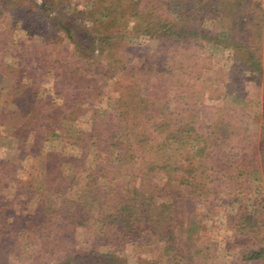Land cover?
Returning <instances> with one entry per match:
<instances>
[{
	"label": "trees",
	"instance_id": "16d2710c",
	"mask_svg": "<svg viewBox=\"0 0 264 264\" xmlns=\"http://www.w3.org/2000/svg\"><path fill=\"white\" fill-rule=\"evenodd\" d=\"M248 2L95 0L84 12V0H0V84L13 68L18 78L23 74L5 101L7 109L0 106V132L8 130L14 136L17 161L34 153L32 157L43 163V183L50 187L41 192L30 185L26 202L34 210L21 221L16 212L8 215L10 208L0 197V240L14 236L15 254L6 257L28 251L31 264H127L126 245L136 250L148 237L159 245L155 264L264 261V200L251 197L253 193L242 185L258 162L264 163V12L258 3ZM15 8L29 15L38 11L33 18L49 17L59 30L53 39L43 35L42 56L33 55L41 65L40 75L51 72L53 83L91 85L98 77L109 79L120 71L154 76L164 62L169 68L160 73L165 77L163 90L137 91L133 82L117 87V96L102 99L112 114L100 119L93 114L90 130L79 131L69 141L77 154L46 151L40 157L47 142L61 138L57 130H63V122L79 117L89 106L85 100L90 103L102 93L96 87L93 97L89 91L65 95L62 110L54 113V101L43 99L45 92L35 88L41 86L38 70L34 77L31 69L26 71L32 56L10 51L13 42L6 37L14 29L10 20ZM247 11L253 15L242 23ZM220 19L226 21L221 32L215 30ZM221 35L224 40H219ZM140 37L156 40L152 62L117 50L121 40ZM203 44L228 49L235 59L228 71L238 68V72L230 85L218 88L217 103L200 115L188 101L194 92L180 87L175 61L179 56L180 64L185 63L181 62L185 53ZM23 58L22 65L14 66ZM168 84L179 88L170 92ZM252 90L256 92L251 94ZM261 96V101L253 100ZM170 102L173 107H168ZM239 117L255 119L256 136L238 128ZM9 162L5 160L4 166ZM261 188L264 193V179ZM215 203L230 206L226 219L237 247L226 254L229 261L220 260L213 247L198 244L199 226L211 217L208 206ZM199 205L206 208L201 215L196 211ZM65 223L71 231L65 232ZM84 228L93 231L80 246L73 234ZM57 253L61 260L52 262ZM136 258L134 264H152Z\"/></svg>",
	"mask_w": 264,
	"mask_h": 264
},
{
	"label": "rangeland",
	"instance_id": "374dc122",
	"mask_svg": "<svg viewBox=\"0 0 264 264\" xmlns=\"http://www.w3.org/2000/svg\"><path fill=\"white\" fill-rule=\"evenodd\" d=\"M84 1H87V3L82 8L85 12L87 5L90 6L91 3L95 2V0ZM258 4L260 9L264 12V1ZM21 10L22 9L19 10L18 8H15L14 15L11 16L13 18L11 19L8 17V20L11 19L10 21H12L14 27L12 35L10 36V34H7L6 37V39H11L13 42L10 51L12 54L19 56L28 54L31 55L32 58L34 57L33 55H37L40 58L42 56V51L40 48L44 47L45 45L44 36H48L47 38L50 39L51 37L60 35V32L53 22H51L49 17L43 16L41 19H35L33 16L36 15V12L38 11L31 12L29 15L27 14V11ZM246 13L248 14H242L244 17L241 18L242 23H246L245 20L248 18V15H253V13L251 14L250 11H247ZM3 19L7 20V18ZM31 20H33L32 24ZM218 22L219 23L215 24V30L221 32L226 26V21L220 19ZM220 39L224 40V37L221 35V37H219V40ZM201 46V48H191L185 53V55L182 57L183 59L181 60V62L184 61L185 63L180 64L179 56L178 61H175L177 65H179L176 71L177 74L176 72L175 74L177 75L176 78L178 77V79L181 80L180 87H183L184 91L191 90L194 92V95L188 101L191 103V105H194L196 112L201 113L200 115L206 112V109L209 106H213L217 103L216 97L218 96V88L224 89L227 84L230 85L234 79L233 76H235L236 72H238V68H233L231 71H228L230 67L235 65L233 62L235 59L228 49L224 47H214L209 44H203ZM68 48L70 49L69 46ZM155 48L156 40L145 37H140L137 39L127 38L121 40L117 46V50L121 54H126L128 57L134 56L141 59L142 61L150 62L154 60ZM82 52L85 53L84 49ZM17 61L18 63L15 62L14 66L18 67L19 65L23 64L24 58L21 61L17 59ZM162 65L164 66V68L162 67V71L168 70V64L163 62ZM40 66V63H38V61L34 60L33 58L29 61L26 71L31 69L33 72L30 75L34 77L36 75L35 71L38 70L36 78H39L41 86L35 88H38L39 91L45 92L41 95L43 99H52L54 101V113H59V111L62 110L60 108H62V98L65 95L74 97L81 91H89L91 93V97H93L92 90H94L96 87L100 88L102 93L100 98H93L90 103L85 100V103L89 106L87 108L84 106L85 112H83L79 117H75L71 121L63 122V130H57V133L60 134L61 138L53 140L52 142H47L43 148L44 150L41 152L40 157H42L46 151H61L64 155L77 154L78 149L70 145L69 141L75 139V134H78L79 131L86 134L90 130L89 120L93 114H96V118L98 119L105 116L104 114H107L106 116L110 115V113L112 114L110 106L106 105L107 101L102 99H107V97L110 96H117V87H130L132 86L133 82L137 91L141 90L142 87H156L157 92H160L163 90V84L165 81V77L163 76L164 74H160L162 71L159 74L155 73L156 75L154 76L146 72L144 73V71L136 75L129 73L126 75V72L122 73L120 71L118 75H115L109 79L98 77L97 80L90 82L91 85L62 87L59 85V83H53L51 81V72L43 71L44 75H40ZM180 68L181 70L182 68L184 69L182 70L183 73L180 71ZM131 72L134 73V71ZM21 77H23V74H21L20 78H18L16 70L13 68L11 76L7 77L5 80H2V83L0 84L1 109H7L5 106V101L10 100L9 96L14 92V87H16L22 81ZM165 87L166 90L170 92L179 88L171 84H168ZM245 91L250 93L249 88H246ZM255 92V90H252L251 94H254ZM197 94H200L201 96L199 97ZM158 96L161 98V101L165 100L160 94H158ZM199 99L201 100L202 104L199 102ZM253 100L261 101L262 96L259 99L255 98ZM234 102L237 103L236 101ZM167 105L168 107L174 106L173 102H170ZM251 111L253 112V108H251ZM252 120L253 122L250 120H245L244 118L240 119L239 117L238 128L245 129L248 132H251V134L254 132V135L256 136L258 133L257 125L255 119ZM9 130L11 129L9 128ZM7 131L5 132L6 134H4V132H0V197L2 198V201L7 203L6 205H8L10 208L8 215L11 216L12 212H16L15 215H17V219L20 220L21 218L30 215L32 213L31 211L34 210L30 206L32 204L26 202L28 198L26 190L30 187V185L35 190L40 188L41 192L49 191L50 187L43 183V163H41L39 159L32 157L34 153L30 152L25 160H16L18 157L16 158L13 155L15 147L14 136L8 134ZM7 159H9L11 162L4 166L3 163ZM263 179L264 163L260 161L258 162L253 175L250 176L248 181L243 182L242 185L247 190H249L250 195L253 193L251 197L264 200V193L262 192L261 188L263 185ZM262 203H264V201ZM19 205H21V209H18ZM33 205L36 206L37 202H35ZM223 206H218L216 203L213 205L210 204L208 206V214L211 217L201 222V225L198 229V244L201 246L209 245L213 247L211 248V251H215L220 260L222 258L228 257L226 256L228 253L231 255V250H234V248L237 247L234 240V238H236V234L231 228L230 221L226 219L227 213L230 212V206ZM196 211L201 215L206 211V208L199 205L196 207ZM262 215L264 219V213ZM65 228V232L72 230V228L68 226V223H65ZM91 231H93V228L75 230L73 234V240L75 239L78 242V245L84 246L83 243H86V238ZM13 238L14 236H10V239L2 238L0 240V254L3 255L2 258H0V264H31V253L28 251H19L18 254H16L17 257H6V255H9L10 253L15 254V250L13 249ZM155 241L153 239L149 240L148 237H146L142 243H139L141 245L136 250L133 248V246L126 245L125 253L127 255V264L135 263L134 257L136 258L137 255L135 256L134 254L136 252L139 253L137 258L139 257L142 260L149 259L152 264H155L160 258L158 252H156L155 256L153 257L154 250H157L159 247V245L154 243ZM64 245L68 246V241L65 238ZM151 245H154L152 250L149 249ZM61 255V253H57L56 256L52 258V262H58L61 260ZM229 259L230 257H228L227 260L229 261ZM259 264H264V261L259 262Z\"/></svg>",
	"mask_w": 264,
	"mask_h": 264
},
{
	"label": "built area",
	"instance_id": "2783aa9c",
	"mask_svg": "<svg viewBox=\"0 0 264 264\" xmlns=\"http://www.w3.org/2000/svg\"><path fill=\"white\" fill-rule=\"evenodd\" d=\"M249 2H256V3H261V2H263L264 0H248Z\"/></svg>",
	"mask_w": 264,
	"mask_h": 264
}]
</instances>
